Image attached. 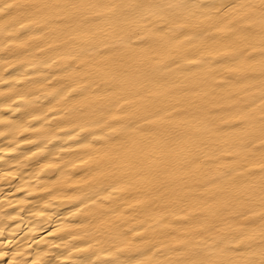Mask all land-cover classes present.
I'll return each mask as SVG.
<instances>
[{
	"label": "bare ground",
	"instance_id": "1",
	"mask_svg": "<svg viewBox=\"0 0 264 264\" xmlns=\"http://www.w3.org/2000/svg\"><path fill=\"white\" fill-rule=\"evenodd\" d=\"M0 9V264H264V0Z\"/></svg>",
	"mask_w": 264,
	"mask_h": 264
},
{
	"label": "snow or ice",
	"instance_id": "2",
	"mask_svg": "<svg viewBox=\"0 0 264 264\" xmlns=\"http://www.w3.org/2000/svg\"><path fill=\"white\" fill-rule=\"evenodd\" d=\"M5 7H11V5H5ZM0 11H3V9H0ZM2 255V254H0Z\"/></svg>",
	"mask_w": 264,
	"mask_h": 264
}]
</instances>
